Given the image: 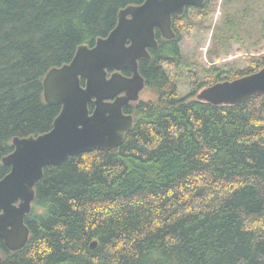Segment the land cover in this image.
Instances as JSON below:
<instances>
[{
    "label": "trees",
    "instance_id": "16d2710c",
    "mask_svg": "<svg viewBox=\"0 0 264 264\" xmlns=\"http://www.w3.org/2000/svg\"><path fill=\"white\" fill-rule=\"evenodd\" d=\"M214 1L173 15L174 38L156 30L157 47L138 61L155 99L123 107L134 125L118 147L43 168L24 218L28 241L10 251L0 239L3 264H264V94L235 105L196 99L204 87L260 70L264 51L225 71L191 62L180 48L192 16L205 19ZM141 2L0 0V178L12 139L49 131L60 111L43 98L47 71L107 36L118 11ZM224 7L210 61L246 30L249 7ZM170 69L189 70L188 94Z\"/></svg>",
    "mask_w": 264,
    "mask_h": 264
},
{
    "label": "water",
    "instance_id": "95a60500",
    "mask_svg": "<svg viewBox=\"0 0 264 264\" xmlns=\"http://www.w3.org/2000/svg\"><path fill=\"white\" fill-rule=\"evenodd\" d=\"M205 0H143L118 11L114 28L92 46L81 44L72 59L45 74L43 98L60 105L52 128L36 136L14 137L13 150L1 162L9 172L0 178V239L10 251L20 250L29 237L24 223L35 198V185L45 166H58L73 155L118 147L134 125L123 107L139 100L145 80L138 61L149 60L156 48V30L172 39V16ZM130 75H124L123 70ZM81 80H84L83 84ZM264 94V66L233 80L202 88L196 99L214 105H235ZM93 104L92 110L89 104ZM92 241L90 246L95 247ZM0 264L3 259L0 252Z\"/></svg>",
    "mask_w": 264,
    "mask_h": 264
},
{
    "label": "rangeland",
    "instance_id": "374dc122",
    "mask_svg": "<svg viewBox=\"0 0 264 264\" xmlns=\"http://www.w3.org/2000/svg\"><path fill=\"white\" fill-rule=\"evenodd\" d=\"M230 2V1H229ZM224 4L225 0H216L211 4L210 11L203 19L192 16V21L195 22L188 33L183 31L180 48L186 58L195 64L209 66L216 64L225 71L245 68L248 58L253 55H258L264 51V0H236L231 3ZM224 6L229 12H237L249 7L247 13L246 30L241 33L239 41L230 43L227 54L221 55L219 58L210 61L207 57V51L211 46L212 35L215 26L222 21L224 14ZM246 17V16H245ZM187 69L171 70L170 76L178 84L179 93L186 95L189 92L186 80ZM155 95L144 87L139 93V100H154Z\"/></svg>",
    "mask_w": 264,
    "mask_h": 264
}]
</instances>
